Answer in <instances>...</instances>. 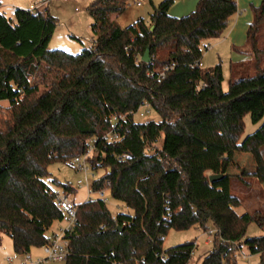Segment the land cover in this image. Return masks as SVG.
<instances>
[{"label":"trees","instance_id":"1","mask_svg":"<svg viewBox=\"0 0 264 264\" xmlns=\"http://www.w3.org/2000/svg\"><path fill=\"white\" fill-rule=\"evenodd\" d=\"M130 1L90 2L95 38L78 54L48 49L57 19L45 4L36 13L0 11V101L8 102L0 112V243L5 234L26 254L46 242L62 217L48 166L92 147L88 165L104 173L91 191H108L126 210L113 214L98 197L75 203L65 264H187L194 241L163 248L165 235L208 223L212 247L201 264H235L242 245L264 264V234L245 237L250 222L264 227V214L237 213L228 173L232 153H248L264 182V120L240 139L246 114L254 123L264 116V1L251 7L245 43L233 49L249 58L229 63L226 91L221 64L198 63L238 12L236 0H198L181 17L169 15L175 0H161L122 27L110 15ZM41 63L61 75L38 94L30 79ZM146 103L158 121H135ZM59 184L63 195L75 190Z\"/></svg>","mask_w":264,"mask_h":264},{"label":"rangeland","instance_id":"2","mask_svg":"<svg viewBox=\"0 0 264 264\" xmlns=\"http://www.w3.org/2000/svg\"><path fill=\"white\" fill-rule=\"evenodd\" d=\"M0 11L6 16H11L14 8L30 9L34 4L43 0H0ZM92 0H47L44 6L49 8V12L57 19V25L48 43V49H59L70 54H78L85 47L90 45L92 39L95 38L92 29V18L88 12V6ZM142 5L136 6L133 0L130 1L125 12H130V15L142 16L152 9L148 0H139ZM260 4V3H259ZM258 4V5H259ZM256 5V6H258ZM42 7V5L40 6ZM151 12V11H150ZM148 16V15H147ZM146 16V17H147ZM136 18V17H134ZM145 18V17H144ZM134 20V19H133ZM121 23H123L121 21ZM215 39L206 41L208 49L202 55L201 61L204 64L203 68H209L215 63H220L222 68L223 80L221 87L224 91L228 88L229 79V55L226 51L221 54V45L216 46L212 43ZM229 51V50H228ZM61 75L60 71L47 70L46 66L41 63L35 73L31 75V83L37 84L40 94L42 91L48 89L50 83ZM8 106L7 101H0V112ZM137 122H144L147 120H159L158 114L154 110L144 116L138 114L134 115ZM263 118L254 123L251 121L249 114L244 116V131L241 134L242 139L247 134L254 131ZM162 137L158 142L160 145ZM49 176L46 181L56 191V193L63 195L61 185L59 183H70L74 187L72 198L74 202L81 203L87 200L89 187L85 183V175L76 172L66 166L63 162H55L48 166ZM94 175L87 176L89 182L99 177L104 173V170L91 171ZM228 173L231 175L230 191L240 199V205L236 207L237 213L253 212L254 210L261 211L264 214V182H261L256 177L255 163L252 156L248 153L233 152L232 164L228 168ZM81 179L83 184L77 185V180ZM107 207L111 212L126 210L125 207L117 200H114L108 193ZM91 198H97V192H90ZM54 223L52 224L53 228ZM212 228L213 226L208 223L206 228L198 225L191 226L184 230L169 229L165 235L162 246L168 248L185 241H194L195 247L193 249L192 257L187 264H201L202 257L212 247ZM264 234V227H259L256 222L252 221L248 224L245 237L259 236ZM209 243H205V241ZM32 260L43 257L41 247H33L26 253ZM26 254H17L12 247V241L9 236L2 234L0 243V264H20ZM235 264H260L259 254H250L246 246L242 245L238 250L235 258ZM30 264H65V261H51L44 260L40 263Z\"/></svg>","mask_w":264,"mask_h":264},{"label":"built area","instance_id":"3","mask_svg":"<svg viewBox=\"0 0 264 264\" xmlns=\"http://www.w3.org/2000/svg\"><path fill=\"white\" fill-rule=\"evenodd\" d=\"M67 1V0H63ZM47 3V0H43L39 3L34 4L30 10L33 12H37L38 8L41 5H44ZM137 5H140L139 1H136ZM198 65L201 66V62L198 63ZM168 68V67H166ZM161 77L164 76V72H162ZM149 105L146 103L143 105L136 114L140 116H144L145 114L149 113ZM107 138L111 139V136H107ZM93 150L92 147H89L88 152L81 155H76L72 158L67 159L64 161L66 166H68L70 169L83 173L85 175V183L88 185V196L87 199H91L89 196V193L91 191V183L88 180V175L93 176L94 174L91 172V169L88 165V155L91 154V151ZM83 184V181L81 179L77 180V185ZM106 190H99L97 191V197L102 199L104 203L108 202L107 194L105 192ZM55 201L58 209L62 212V217L60 220L56 221L54 223V228L52 230H48V238L46 242H44L40 247L43 251V257L38 258L36 260H32L28 254H26L25 258L21 260L20 264H30V263H40L44 260H51V261H65L69 254V242L68 239L65 237L66 233L68 231H71L74 226L76 225V204L72 198V194L67 195H60L56 193ZM114 217V216H113Z\"/></svg>","mask_w":264,"mask_h":264},{"label":"crops","instance_id":"4","mask_svg":"<svg viewBox=\"0 0 264 264\" xmlns=\"http://www.w3.org/2000/svg\"><path fill=\"white\" fill-rule=\"evenodd\" d=\"M136 1H139V0H133V3L136 6L142 5L140 1H139L140 5H137ZM148 1L150 3L156 4L161 0H148ZM263 1L264 0H236L238 12L229 18L226 29L223 31L221 36L215 39V41L212 43L213 45H216V46L221 45V54L222 52L224 53V51L228 53L229 55L228 67H229L230 62L245 60L249 58V55L236 52L233 49L234 47H241L245 43L246 31L253 18L251 7L258 5L259 3ZM197 2L198 0H175L174 3L169 8V15L173 17L184 16L195 9ZM150 11L151 10H149V12H146L145 16L143 14L142 16L133 15V17L130 15V12L124 11L121 14L113 13L110 15V18L112 20L117 21L120 26L124 27L134 22L138 17H146L150 13ZM121 21L123 23H121ZM201 66L202 67L204 66L202 61H201ZM53 228L50 227V230H52ZM205 243L207 244L209 243V241L207 240L205 241Z\"/></svg>","mask_w":264,"mask_h":264},{"label":"water","instance_id":"5","mask_svg":"<svg viewBox=\"0 0 264 264\" xmlns=\"http://www.w3.org/2000/svg\"><path fill=\"white\" fill-rule=\"evenodd\" d=\"M152 28H153V26L151 27V29H152ZM141 60H142L143 62H146V63H148V62L151 61L150 53H149V49H146V50L144 51V53H143V55H142V57H141ZM222 177H223V174H212V175L209 176V180H210V181H214V180H218V179H220V178H222Z\"/></svg>","mask_w":264,"mask_h":264}]
</instances>
